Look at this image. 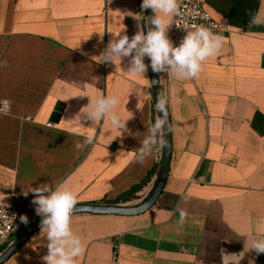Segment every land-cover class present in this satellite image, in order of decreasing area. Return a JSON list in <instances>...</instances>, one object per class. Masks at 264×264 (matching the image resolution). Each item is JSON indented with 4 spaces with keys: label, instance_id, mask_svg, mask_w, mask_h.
<instances>
[{
    "label": "crops",
    "instance_id": "1",
    "mask_svg": "<svg viewBox=\"0 0 264 264\" xmlns=\"http://www.w3.org/2000/svg\"><path fill=\"white\" fill-rule=\"evenodd\" d=\"M199 1L222 27L211 35L224 40L199 61L195 77L178 64L157 71L171 120L164 189L137 216L71 215L67 239L84 250L74 264H113L116 240L121 264H264L254 248L264 243V0ZM141 4L0 0V61L7 62L0 104L11 105L0 112L4 204L39 219L30 189L47 185L75 191L76 205H107L151 172L137 198L120 205H137L152 191L163 147L149 56L142 75L131 69L143 43L129 56L107 58L109 44L123 36L147 37ZM153 14L166 20L165 37L178 48L170 37L174 13ZM109 96L118 97L112 111L122 126L92 114ZM48 245L41 229L4 264H46Z\"/></svg>",
    "mask_w": 264,
    "mask_h": 264
},
{
    "label": "clouds",
    "instance_id": "2",
    "mask_svg": "<svg viewBox=\"0 0 264 264\" xmlns=\"http://www.w3.org/2000/svg\"><path fill=\"white\" fill-rule=\"evenodd\" d=\"M142 9L151 8L153 12H163L165 14L174 13L177 10L176 0H142ZM255 18L253 23H255ZM155 25V30L150 31L147 37L143 34L134 36L131 42L127 35L123 36L118 42H112L108 46L107 58H112L113 54L116 57L129 56L134 49H137L138 44L143 43L140 47L136 57L133 60L134 68L131 69L136 75H142L146 70L145 65L142 63V57L147 54L152 61V67L155 71H160L164 63L170 65L178 64L181 68H187L190 77H195L201 71L199 61L204 60L206 57L215 55L216 51L222 46L224 37L221 35L212 36L210 31L203 26L197 28L196 31L190 32L184 39L179 48H172L171 44L165 37L166 20L156 17L151 20ZM195 27V26H194ZM211 37V38H210ZM171 53V59L169 55ZM6 61H0V67H6ZM93 85L99 82V78L93 77ZM155 83V81H154ZM119 100L116 96H109L107 99L99 100L94 103L93 116L100 119L107 113L110 123L113 127L122 126L119 116L112 111L118 104ZM5 106L7 114L10 111V103L6 100ZM162 121H158L156 127L160 126ZM92 135L89 134L88 142H92ZM80 145L77 144V148ZM143 162V160L139 161ZM30 191L34 195L33 204L38 205L35 209L38 215L44 218L41 221L42 230L47 231L49 240L48 255L44 257L46 264H74L73 257L82 255L83 249L79 246V241L76 239H67L72 236L69 229L70 213L77 203V193L75 191L58 188L56 191L45 185L39 188H32ZM49 193V195H44ZM27 195V193H25ZM5 197L0 194V209L8 207L3 201ZM183 217V213L181 214ZM16 219L15 215L12 216V222ZM20 221L24 224L28 223L26 216H21ZM66 246L71 250L66 251ZM257 254L264 253V243H257L254 245ZM59 257V258H57Z\"/></svg>",
    "mask_w": 264,
    "mask_h": 264
},
{
    "label": "water",
    "instance_id": "3",
    "mask_svg": "<svg viewBox=\"0 0 264 264\" xmlns=\"http://www.w3.org/2000/svg\"><path fill=\"white\" fill-rule=\"evenodd\" d=\"M147 25H148V33L150 31L155 30V25L151 23V20L154 19L153 10L151 8L144 9ZM149 72H150V80H151V88L154 99V104L158 115L162 121V158L161 165L159 170V175L157 181L149 193V195L139 204L134 206H121V205H75L71 215L76 214H96V215H116V216H137L143 214L148 209H150L160 197L164 185L167 180L170 160H171V152H172V140H171V120L170 115L168 113V109L166 108L162 93L161 86L157 71H155L152 67V61L149 57ZM155 81V83H154ZM44 217H41L36 220V222L30 226L26 231L21 233L14 242L6 249V251L0 256V264H4L7 260L11 258V256L18 251L34 234H36L39 230H41V221Z\"/></svg>",
    "mask_w": 264,
    "mask_h": 264
},
{
    "label": "built area",
    "instance_id": "4",
    "mask_svg": "<svg viewBox=\"0 0 264 264\" xmlns=\"http://www.w3.org/2000/svg\"><path fill=\"white\" fill-rule=\"evenodd\" d=\"M200 26H203L209 31H219L222 29L221 25L216 22L206 10L205 4L202 1H179L177 4V10L174 12L172 18L170 28V37L173 44L179 48L184 41L185 34L190 30H196ZM0 109L7 110L5 101L1 102ZM0 112L5 114L4 111ZM9 113L10 111L7 114ZM161 158L162 156H160L158 161L159 163L161 162ZM13 215H15L16 219L12 222ZM21 216L27 217V224H24L20 221ZM37 219V215L33 212L23 214L10 206L6 207L4 211L3 209H0V256L14 242V240L21 233L32 226ZM119 247V240H116L114 243L113 264H121L119 257Z\"/></svg>",
    "mask_w": 264,
    "mask_h": 264
},
{
    "label": "trees",
    "instance_id": "5",
    "mask_svg": "<svg viewBox=\"0 0 264 264\" xmlns=\"http://www.w3.org/2000/svg\"><path fill=\"white\" fill-rule=\"evenodd\" d=\"M154 110L157 113L155 104H154ZM158 128L155 125L156 133L159 134V141L161 142L162 141V134L158 130ZM158 168H159V164H158ZM151 175H153L152 172L150 173L148 178L141 185L135 186L133 189H131L130 192L126 193L125 195H123L121 197H119L116 201L108 203L107 205H120V204H124L126 202H129V201H132V200L136 199L137 198V193L142 189L143 185L148 182V180L150 179Z\"/></svg>",
    "mask_w": 264,
    "mask_h": 264
}]
</instances>
